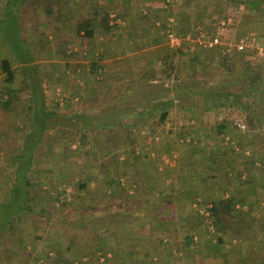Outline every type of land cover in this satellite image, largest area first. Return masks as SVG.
Here are the masks:
<instances>
[{
	"label": "trees",
	"instance_id": "trees-1",
	"mask_svg": "<svg viewBox=\"0 0 264 264\" xmlns=\"http://www.w3.org/2000/svg\"><path fill=\"white\" fill-rule=\"evenodd\" d=\"M20 1V10L22 7H29L36 17L42 13L48 18L54 16L56 13L63 17L66 11H69L73 16L75 15L77 17V22H74L75 35L77 39L86 40L91 44V52L92 54L94 53L93 58L95 59L88 67L93 77L88 76L87 80L93 79L99 81V77L102 75L101 71L105 68V65L100 62L104 61L108 54H111L109 46L107 47V54L102 50L100 51V44L97 43L99 34H105V36H107L117 28V20L122 19L125 21L126 19L125 15L109 6L111 0H108L105 9L99 7V5L94 2L93 5H91V9L87 7L86 11L83 10L84 7L78 3V0L76 3V0ZM194 1L198 2L200 5L207 6L202 8V10L208 13L212 26L219 22V19H217V22L214 20L218 12H211L210 10V7L214 6L215 0ZM227 4L229 7L228 13L236 10L241 4L249 7V9L251 8L253 11H260L261 7L264 5V0H228ZM20 10H17L18 15ZM200 13L202 14V11ZM113 14L115 15L114 17H112ZM228 16L225 19L229 18ZM61 17L59 18L61 19ZM73 21H75L74 18ZM161 24H163L162 26L165 29L164 26H166V24ZM180 32L181 34L187 33L186 30L185 32L180 30ZM131 33L132 31L129 32L130 36H132ZM186 36L187 34L185 36L183 35V37ZM42 37L45 38V35H42ZM262 40H264V35H258L253 39L257 45L264 46ZM64 44L66 45V49L64 51L61 50L60 53L64 57L73 59L76 45L74 42L73 45L69 42ZM97 52L100 53L98 56L95 55ZM162 64L165 72L164 79L151 80L148 77L147 67H144L138 80V85H142L143 81L145 82L144 84L147 83L146 86L140 88L143 91L145 90L144 92L148 91L149 95L153 98V88L159 87V94L155 96L154 100L159 102V106H161L162 110L157 116L152 117L153 120H155L153 121L155 122L153 132L167 125L171 118V112L176 109H178L181 114H185L188 118L190 117V119L194 120L195 126L202 124L205 118L211 116L221 117L222 120L218 122L215 132L218 135L224 136H231L230 132L237 130L233 125V119L237 117L246 124L249 133H258L256 135L257 139L255 137V141L257 140L260 142V150L264 151L263 57H259L254 50L227 53L225 46H218L213 50H204L195 45L194 42L189 41L181 48H171L168 51H164ZM13 65V61L10 58H3L0 61V70L6 76L0 88V108L8 114L12 111L14 100L17 98L18 94L16 87L17 77H21V84L30 91L31 105L29 114L31 115L32 121V127L29 128L27 135L23 138L22 147L17 154L18 161H16V163L19 166L16 167L14 176L15 183L13 185L16 199L11 200L5 205V211L2 213H5L7 218H5V221L2 222L0 226V232H5L6 230L9 232L2 236V240L5 243L11 242L15 251L16 249L19 252L22 250L25 251L24 245L26 241L22 233L16 235L18 229L14 216H20L23 211H36L35 207L38 201H43L44 204H46V207L37 210L39 213L45 214L48 212V206L54 207L55 204L59 202L62 203L63 206L68 205L69 201L67 200V196L69 194L68 191L70 192V188L73 192V197H76L78 200L72 204L80 203L85 199L88 200V193L91 191L89 188L90 181L104 183L108 191L112 190L111 196L115 197L117 189L127 191L133 188L132 186L137 183L136 178L140 183L138 184H142L147 190V193L143 196L144 198H147V196L152 197L156 193L151 189V185H159L162 181L163 184H165V175L152 178L150 176L151 174L147 173V170L145 172L144 167L141 165L142 162L139 161L141 160L139 155L122 152L123 148L128 146L134 147L140 141L137 124H134V119L130 118V116H128L127 119H122L124 118L121 114L122 109L116 108V110L112 112L118 113L117 120L119 119L118 121H120V123H117L118 121H112L110 123L107 121L100 123V126H95L94 128H85L84 126L77 127L69 124L58 125L56 122L49 123L51 118L57 117L58 115L55 111H50L48 108V96L43 86L44 77L41 79V76H38L36 71H34L35 73L29 71L31 77L29 80H26L28 72L20 71L19 68ZM69 66L70 65L66 67ZM18 72H21V75ZM165 81L170 83L165 85ZM131 82L133 83V81ZM133 84H135V82ZM134 113H137L136 117L140 116L138 115V113H140L139 111H135ZM142 113L144 114V110H141L140 114ZM75 116L81 118L89 115L76 113ZM195 130L183 127V130L180 132L181 139L185 141L190 140L192 144L188 162L190 168L196 167L197 165L207 167L208 169L217 167V171L222 169L224 173L209 175L208 179L210 184H208V179L201 181V197H203L204 200L197 205L199 208H202L203 205L208 217L199 215L200 209H197L196 213L200 216V221L196 222V226L191 227L192 225L187 221L183 222L181 227L183 228L185 245L188 248L195 245V234L202 226H204L207 232L209 231L208 228H213L214 232L211 235L212 238L216 239L219 244H224V235L230 228H233L232 219L240 218L241 221L237 224H243V229L246 227L248 228L252 220V224L257 223L260 229L259 237H255L253 241L257 248L255 247V250L249 249L248 253H243V251H241L239 256H236V259L238 264H264V215L256 219L260 207L258 206L259 203H247L244 197L239 196L241 194L240 189L247 188L248 183L240 186L238 185L239 181L236 180L233 188L237 193L234 192L235 194L232 193L226 198L218 196V188L220 189L219 181L222 180V178L229 179L227 174L230 173L231 169L238 170L239 180L240 174L242 175L245 171L250 174L252 169L256 167L257 162L261 164V168L264 170V153L260 154L259 149L256 153L251 145L245 148L239 143L238 151H235L231 145H222L220 150L209 149L210 152L205 155L206 151L201 143L197 144L199 142H194L195 139H192V134H195ZM61 138L65 140L61 142ZM70 141L78 144L79 150H85V156L87 155L88 158L92 159V157L95 158L99 156L101 158V161L98 160L100 163L98 164L97 161H92L88 164L86 162H90L89 159L85 160L84 163H78L69 159V155H65L66 159L57 161L59 159H57L58 157L54 150L57 147H65V144ZM229 142L228 144H230ZM45 145L47 149L45 152L41 153ZM250 148L251 151H253L252 155L249 153ZM91 152L92 156L89 154ZM247 153H249V155H247ZM126 154L128 159L120 161V157ZM159 156H161V152ZM50 158L52 161L47 160ZM131 163H133L132 167ZM128 167L132 168L136 177L133 180L129 178L131 182H127V185L122 186L121 175L127 173ZM98 168H100V171L97 173L94 172L97 175L96 179L87 177L89 171H95ZM41 171L45 176L41 175ZM77 171L82 174L84 171L87 172L85 174L86 176L83 178L79 176V178H77ZM50 174L57 176V186L63 183L62 186H59L63 187L59 191L57 190L54 192L44 188L45 184L51 182H47L48 179L51 180ZM71 174L72 176L70 177ZM40 192L42 193L39 194ZM42 194L44 197H40ZM94 196L95 195H93L92 201L88 200L90 204L95 202ZM13 204L17 206L15 211L13 210ZM244 208L247 211L243 212ZM244 215L246 216L245 218L243 217ZM45 218L46 216H44V219ZM62 232L61 240H65L66 243L57 242L55 243V248L52 244L53 242L47 238L49 239L47 245L39 251V257L36 259L35 264H83L86 255L80 256L79 253H73L72 251L77 249V247H75L76 242L74 240L68 241L67 238L69 236L67 237V235H69V232H67L65 228H62ZM93 233V248H90L91 253H88L90 260L87 261V264H114L116 261L117 264H126L123 262L124 257L121 252H114L111 254L109 253V249L104 247L103 242L107 240L109 231H94ZM32 237L33 241L44 240L42 237ZM250 241L252 240L249 239V236L243 239V243H249ZM4 242H2V244H4ZM109 254H111V256H109ZM30 259L31 255H28V257L26 256L25 262L30 263ZM138 259L139 254H135L133 260L135 262H133V264H136Z\"/></svg>",
	"mask_w": 264,
	"mask_h": 264
},
{
	"label": "rangeland",
	"instance_id": "rangeland-1",
	"mask_svg": "<svg viewBox=\"0 0 264 264\" xmlns=\"http://www.w3.org/2000/svg\"><path fill=\"white\" fill-rule=\"evenodd\" d=\"M103 1L104 0H78V3L83 5V10L86 11L88 5H93L94 2L98 5H103L100 4L101 2L103 3ZM121 1L122 0H112L111 3H109V6H111V8H115L117 12L125 15L126 22L131 19L133 20L131 25L137 24V26H142L145 23L142 18L143 15L141 14V10L143 8L139 9V7H142L140 5L143 0H135L138 5L137 10H134L132 7L133 5L126 7V5H123ZM76 2L77 0L75 3ZM227 3L228 0H215L214 6L210 7L211 12H218L217 19H219V21L224 20L229 15L228 17L233 18V24L234 26L236 24L235 27H237L240 35L253 33L264 35V6L261 7L260 11H253L251 8L249 9V7L246 8V6L242 5L238 6L236 10L233 9L234 11H230V13H228L227 11L229 7ZM130 7L134 10L132 13H129ZM20 8V0H0V61L3 58H10L13 61V66L19 68L20 71H25L26 73L28 72L26 80H29L31 77L29 71H32L33 73L36 71L38 76H41V79L44 77L45 80L43 86L45 91H47L48 108L50 111H55L58 115L57 117L51 118L49 123L56 122L58 125L69 124L77 127L84 126L85 128H94L95 126H100V123L102 122L108 121L110 123L112 121H118V113L112 112L113 110H116V108L120 107L122 109L121 114L124 116L122 119H127L128 116L134 119V124H137L138 126V137L140 140L136 146L125 147L122 149V152L139 155L141 159L139 161L142 162V167H148V169L154 167L156 171L155 174L165 171L163 173L169 172V174H180L183 176L184 174L182 175V172L184 173L186 168H190L188 162L192 144L190 143V140L185 141L181 139L180 132L183 130V127L191 130L196 129L194 132L195 134H192V139H195L194 142H199L197 144L201 143L206 151L205 155L210 152L209 149L220 150L222 145H231L235 151H238L239 143H241L245 148L251 145L252 149L256 153L258 149L260 154L264 153V151L260 150V142L257 140L255 141V137L257 139L256 135L258 134L256 132L249 133L248 129L245 131L237 129L230 132L231 136L218 135L215 132V128L217 127L218 122L222 119L217 116L205 118L202 121V124L195 126L194 120L190 119V117L188 118L185 114H181L180 111L176 109L171 112L169 123L153 132L155 126V122L153 121L155 120H153L152 117L157 116L162 108L159 106V102H156L154 98L149 95V93L147 94L144 92L145 90H141L143 93L140 94V99L137 100V103L134 105L145 106L146 112H144V114H138L140 116L136 117L137 113L135 114L134 110L125 109L126 105H130L125 102V97L122 96V99H120L119 96L123 87L129 82L119 80L113 85L114 87H111L110 80L105 76L103 77V75L99 77V81L93 79L86 81L87 78L84 79V74L82 73L83 67L80 68V73L77 71L78 69L74 71L75 64L70 63L72 59L62 56L60 51H64L66 49V45L64 43L69 42L73 45L74 42L76 47H78L81 43L80 41H83L77 39L75 35L74 25L77 22V17L75 15L73 16L72 13L66 11L63 17L59 16L58 13L50 18L45 16L43 13L36 17V15L31 12L29 7H22L21 10ZM18 9L20 10V17L17 14ZM11 12L13 13L10 14ZM59 17H61V19ZM73 18L75 21H73ZM123 31H126L125 28L124 30L119 29L117 33ZM42 35H45V38H43ZM68 65L70 66L66 67ZM67 71H69V73H67ZM18 73L21 75V72ZM5 77L6 76L0 70V88ZM16 87L18 94L17 98L14 100V107L12 111L8 114L0 108V226L1 223L5 221V218H7L5 213H2L5 211V205H7L11 200L16 199L13 185L15 183L14 176L16 167L19 166L16 163V161H18L17 154L20 152L22 147L23 138L27 135L29 128L32 127L31 115L29 114L31 105L30 91L21 84V77H17ZM89 91L92 92L91 95L88 94ZM153 91L155 92V88H153ZM80 92H87V94H81ZM90 96L92 97L91 99L95 97V100L93 99L94 102L92 103L93 105L91 108H87L86 103L89 102L88 99ZM114 99L116 101H113ZM76 113H83L84 115L89 116L78 118L75 116ZM235 119L240 120L237 117L233 120ZM241 122L243 123V121ZM117 123H120V121ZM121 124L124 125L123 123ZM156 137H159V140H155ZM228 137L232 140L229 142L230 144H228L227 141ZM63 140L65 139L61 138V142H63ZM46 149L47 147L45 145L41 153L45 152ZM84 151L79 150V145L72 143V141L66 143L65 147H57L54 150L56 156L58 157L56 158L59 159L57 161L64 160L66 159L65 155H69V159L78 163H84V161L88 159L90 160V162H86L88 164L92 161H97L98 164L100 163L99 161H101V158L99 156H96L95 158L92 157L91 159L88 158L87 155L85 156L86 152L84 153ZM160 152L161 156H159ZM252 152L253 151H251L250 148L249 153L251 155ZM249 153H247V155H249ZM89 154L92 156V152ZM126 159H128L127 154L120 157V161H124ZM47 160L52 161L51 158ZM132 166L133 163H131V167ZM210 169L207 171L208 175L224 173L222 169L217 171V167ZM42 171L40 172L41 175L45 176V174H42ZM99 171L100 168L95 171H89L87 177L94 178V175H96L94 172ZM127 172L129 173V169ZM77 173V178H79V176L83 178L86 176L85 174L87 172L84 171L82 174L77 171ZM149 174L151 173L149 172ZM227 175L228 177L232 175L234 177V181H239V183H237L240 186L248 183L247 188L240 189L241 194L239 196L244 197L247 200V203L258 202V206L260 207L257 212L258 214L256 219L261 218V216L264 215V170L261 168V164L257 162L256 167L252 169L250 174H248L247 171L243 172L242 175L240 174V180L237 169H231L230 173ZM50 178L51 180L48 179L47 182H51L44 185L45 189L56 192L57 190L59 191L63 188L59 187L62 186L63 183L57 186L56 175L50 174ZM176 178L174 180L175 182ZM220 181L219 184L223 182L226 186L231 183V179L227 178H222ZM94 182L95 181H93V183ZM162 184L163 181L159 185L161 186ZM167 184H172L170 179L167 181ZM226 186L225 188L229 190ZM229 191L231 192V190ZM41 193L42 192L39 194ZM68 193L67 200L70 203L68 202L67 206H63V204L59 202L56 203L54 207L48 206V212L42 214L37 210L46 207V204H44L43 201L41 202L37 200L38 204L35 207L36 211H23L20 216H14L18 229L16 235L22 233V236L26 241L24 245L25 251L22 250L19 252L16 249V252L11 242L5 243L2 240V236L4 234H8L9 232L7 230L5 232H0V264H35L36 259L39 257V251L47 245V241L49 239L53 242L52 244L55 248V243L57 242L66 243L65 240H61V236L63 234L62 228H65L66 231L69 232V235H67V237H69H66L68 241L74 240L76 242L75 247H77V249L72 252L76 254L79 253L80 256L86 255L83 260V264L88 263L87 261L90 260L88 253H91V249L93 248V238L91 235H94L93 232L95 229L98 230L100 228V231L107 229L108 223H105V217L101 216V214L96 216V223L93 222V209L97 204L95 203L97 200L94 199L95 202L93 204L88 202V200H93V195L91 193H88V200L85 199L77 204H72L78 200L76 197H73L71 188ZM221 194V197H226V190ZM42 195H40V197H44V195ZM105 202L106 201L104 200L102 204ZM13 206V210L15 211L17 206L14 204ZM196 209L203 210V215L208 217L204 207H197ZM187 211H189L188 213L191 215L189 218L191 217L193 219L197 217L196 213L195 216L192 213L195 211H191L189 208ZM172 213L170 212V214ZM142 215L143 213L141 216ZM149 215L150 214L146 213L143 215L145 220L141 218L143 221L142 223L147 221V217H149ZM245 215L243 216L244 218L246 217ZM44 216H46L45 219ZM178 220L177 215V221H166L167 223L161 225L160 236L155 238L153 236L152 239H149L150 249H148V253L145 254V258H150L154 264H164L167 261H173L180 264L183 260H185L184 233L181 231L183 230L181 228L182 223ZM240 220L238 222H240ZM234 228L243 229V224L238 225L236 223L233 229ZM178 229L181 232L178 231ZM231 230L232 229L230 228L229 231ZM259 230L258 224H252L251 220L249 227H246L243 231L249 235V239L252 241L249 243L238 242L236 245L238 247L237 249L239 251H243V253H248L249 249H254L256 246L253 241L255 237H259ZM239 231L240 230L237 231L235 236L243 233ZM32 236L42 237L44 240L33 241ZM196 238L197 241H201V238H204V241L199 242L198 244L195 243L194 247L196 249L198 248L199 250L200 245L203 244L200 248H207L206 254L207 252L214 253L216 251L217 240L213 239L211 235L204 237L197 236ZM2 242H4V244H2ZM154 245L159 246L161 249L158 255L151 252ZM164 247H167V254L164 252ZM172 247L173 251L171 250ZM25 255L27 257L28 255H31L30 263L25 262ZM130 256L131 255L129 254L128 259ZM114 264H117V261L114 262Z\"/></svg>",
	"mask_w": 264,
	"mask_h": 264
},
{
	"label": "crops",
	"instance_id": "crops-1",
	"mask_svg": "<svg viewBox=\"0 0 264 264\" xmlns=\"http://www.w3.org/2000/svg\"><path fill=\"white\" fill-rule=\"evenodd\" d=\"M107 2L108 0H104L103 3H100L103 5H99V7L105 9L108 4ZM121 2L123 5H126V7L133 5L132 7L134 8V10H137L138 5L135 0H122ZM242 5L243 4H241V6ZM140 6L142 7H139V9L143 8L141 10V14L143 15L142 18L145 22L142 26H137V24L131 25L133 22V20L131 19L128 22L122 19L117 20L118 26L110 34L105 36V34L98 33L99 37L97 43L100 44V46L98 44V46L101 48L100 51L102 50L107 54L108 46L110 47L109 51H111V54H108L107 58L104 61L100 62L105 65V68L103 71H101V74L103 75V77L105 76L110 80L111 87H114L113 85L116 83V81L119 80L129 82L123 87L122 91L120 92V99H122L123 96L125 97L124 99H126V101H124L130 104L129 106L126 105L125 109H132L141 113V110H144V112L146 111V107L143 105L137 106L134 104L137 103V100L140 99V94L143 93V91H141V88L143 86H146L147 84H144L145 82L143 81L142 85H138V80L141 76V71L143 70V68L147 67L149 74L148 77L151 80H161L165 78L162 56L164 51H168L169 49H171L167 44L165 35L167 30L166 26L168 18L174 17L176 19L177 25L175 30L177 34H180V36H185L186 34L187 36L191 35L192 38L197 34L199 30L205 32H216L218 29V23H220V21L216 24L213 23L214 26H212V22L210 17H208V13L202 10V8L207 6L202 4L200 5L194 0H143ZM91 7V5H88V9H91ZM133 8L130 7L129 13H132L134 11ZM201 11L202 14L200 13ZM114 16L115 15L113 14L112 17ZM214 20H216L217 22V17ZM161 23L166 24V26H164L165 29L163 28V24ZM235 26L233 24L225 32L224 43H235L242 37H248L249 39L253 40L258 36V34L256 33L240 35L238 33L237 27ZM124 28L126 31L117 33L119 29L124 30ZM180 30L184 32L186 30L187 33L181 34ZM131 31L132 36L129 35V32ZM80 42L82 44L80 43L78 47L74 48L75 56L70 63L75 64L74 71L78 69L77 71L79 73L81 72L80 68L83 67L82 73L84 74V79H88V76L93 77L91 76V72L88 67L93 61H95V59L93 58L94 53L92 54L91 52L92 47L89 42H87L86 40ZM99 52H97L95 55L98 56L100 54ZM67 73H69V71H67ZM129 80L133 81V83L135 82V84H133ZM169 83L170 82L165 81V85H168ZM158 89L159 87H156L155 92L152 93V95H154V98L159 94ZM45 93H47V91ZM80 93L87 94V92ZM146 93L148 94V91H146ZM88 94L91 95L92 92L89 91ZM91 98L92 97L90 96V98L88 99L89 102L86 103L87 108H91V106L93 105L92 103L94 102L95 97L93 98L94 100ZM113 101L116 100L114 99ZM128 169L129 173L127 172L123 173L124 175H121L122 186L127 185V182H131L129 178L133 180L136 177L132 168L129 167ZM144 170L145 172L147 170V173L150 172V176L152 178L155 176H166L165 184H162L161 186H150L151 189L156 192L152 197H143L147 193V190L142 184L139 185L140 183L138 182L137 178V183H135L132 186L133 188H131L130 190L124 191L117 189L116 197L111 196L112 190L108 191L104 183H93V181L89 182V188L91 190L90 193L92 195H95V200H97V204L93 209V222L96 223V216L101 214V216L105 217V223H108V228L104 231H109V233L107 234V240L103 242V245L104 247H106V249H109V253L111 254H113L114 252H121L124 257L123 262L126 264H133V262H135L133 261L135 254H139V259L137 260L136 264H154V262H152L150 258H145V254H147L148 249H150L149 239H152L153 236L154 238L160 236L161 225L167 223L166 221H177L178 215V221H181L182 224L183 222L187 221L190 225H192L191 227H194L196 226V222L200 221L199 215H203V210H199L200 212L198 215L196 213V208L198 207L197 204L202 203L204 200L203 197H201L200 188L201 181L208 179V168L199 165L191 168L188 167L185 169L183 176H181L180 174H169V172L163 173L165 171H162L159 174H155L156 171L154 167H151L149 169L148 167H144ZM232 177L233 176L230 175L229 179L234 180V177ZM96 178L97 175H94V179ZM175 178L176 182L174 181ZM169 179L172 182V184L170 185L167 184V181ZM232 180L231 183L227 182L229 183L228 186H226L223 182L219 184L220 189L218 188V196L221 197V193L225 190L227 192L226 197L236 192V190H234L233 188L235 181ZM208 184H210L209 179ZM225 186L229 190H231V192L227 190ZM104 200L106 202L102 204ZM187 207L189 208V210L195 211L192 213L194 214V216L196 213V218H189V216L191 215H189ZM243 210V212L246 211L245 208ZM170 212H173L177 215L173 213L170 214ZM142 213L143 215H145V213L150 214L149 217H147V221H145L144 223H142L143 221L141 219L143 218V215L141 216ZM143 220L145 219L143 218ZM239 220L240 218H234L232 220L233 227L236 225V223H238ZM208 229L210 232H207V230L204 229V226L200 227L199 230H197V233L195 234V243L198 244L199 242L204 241V238H201V241H197V236L204 237L207 235H212V233L214 232L213 228ZM238 230L243 233L238 234L237 237L235 235L237 234ZM94 231L100 232V228L98 230L95 229ZM178 231L180 230L178 229ZM248 236L249 235L246 232L244 233L241 228H232L231 231L228 230L224 235L225 243L219 244L217 242L218 244L216 243V251L214 253L207 252V254V248H200L203 244L200 245L199 250L194 246L188 248L186 245H184L185 260H183L180 264H238L236 256H239L241 250L239 251L238 249H236L238 248L236 245L238 244V242L243 243V239L247 238ZM91 237L94 241V236L91 235ZM158 247L159 246L154 245L151 252L158 255L161 251L160 247L159 249ZM171 250L173 251V247ZM164 252L167 254V247H164ZM111 254H109V256H111ZM129 254L131 256L128 259ZM164 264L177 263L173 261H167Z\"/></svg>",
	"mask_w": 264,
	"mask_h": 264
},
{
	"label": "built area",
	"instance_id": "built-area-1",
	"mask_svg": "<svg viewBox=\"0 0 264 264\" xmlns=\"http://www.w3.org/2000/svg\"><path fill=\"white\" fill-rule=\"evenodd\" d=\"M176 19L174 17H169L167 20V30H166V39L167 44L171 48H181L185 43L192 41L199 48L204 50H213L218 46H225L227 53H232L233 51L237 52H247L249 50H254L259 57H264V46L257 45L253 40L248 37H242L235 43H224L225 32L230 26L233 25V18L229 17L222 20L216 32L214 31H201L199 30L197 34L192 38L191 35L186 37L180 36L176 33ZM233 125L236 129L240 131H245L247 129L246 125L240 120L235 119ZM155 140H159V137H156ZM227 141H232L227 139Z\"/></svg>",
	"mask_w": 264,
	"mask_h": 264
}]
</instances>
